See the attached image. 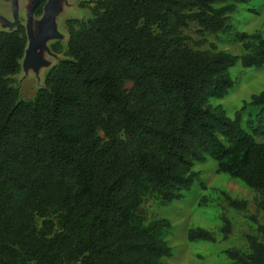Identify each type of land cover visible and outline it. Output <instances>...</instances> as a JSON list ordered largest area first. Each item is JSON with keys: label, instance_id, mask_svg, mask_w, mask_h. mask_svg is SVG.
I'll list each match as a JSON object with an SVG mask.
<instances>
[{"label": "trees", "instance_id": "obj_1", "mask_svg": "<svg viewBox=\"0 0 264 264\" xmlns=\"http://www.w3.org/2000/svg\"><path fill=\"white\" fill-rule=\"evenodd\" d=\"M250 1L96 0L90 18L66 20L65 57L28 101L13 80L26 29L0 30V264H166L171 226L145 223L143 198L182 200L199 180L194 164L208 159L259 193L264 216V90L232 118L210 103L228 95L237 63L264 67L262 36L229 23L236 5ZM190 25L200 36L234 32L244 53L188 48L180 30ZM223 196L231 209H246ZM257 231L248 254L227 258L264 264V226ZM186 238L214 242L200 228Z\"/></svg>", "mask_w": 264, "mask_h": 264}, {"label": "rangeland", "instance_id": "obj_2", "mask_svg": "<svg viewBox=\"0 0 264 264\" xmlns=\"http://www.w3.org/2000/svg\"><path fill=\"white\" fill-rule=\"evenodd\" d=\"M24 1L25 4L23 0H0V29L12 30L9 24L15 23L17 19L19 25L26 28L27 14L33 0ZM95 1L68 0L65 7L57 11L58 15L55 13L54 32L52 28L47 30L42 39L44 46L39 50L38 45H30L27 41V52L20 62V71L13 77L22 100H32L37 90L43 87L45 75L50 67L65 57L66 20L85 21L90 18V7ZM47 20L45 14L42 17L32 16L30 34L33 39L39 40L36 35L42 31ZM229 23L236 33L260 34L264 39V0L237 4L236 10L230 15ZM197 29L195 25H190L180 30L189 38L188 48L210 50V45H213L217 51L232 55L240 56L244 53L241 44L234 41V32L200 36ZM202 39L206 41L205 44H199ZM55 44H58V52L52 49ZM229 74L233 85L228 95L222 100H212L210 103L213 107L219 105L225 114L232 118L243 103L249 102L252 95L264 90V67L242 68L237 63L229 70ZM126 87L129 88L130 84ZM193 171L199 173V180L184 193L182 200L162 205L155 195H147L143 198L140 212L145 223L157 219L168 220L171 229L165 240L172 249V257L165 260L166 264H235L227 258L226 251L248 254L247 237L252 236L260 240L257 227L264 226V216L256 205L261 197L240 181L218 173L215 163L210 159L203 164H194ZM224 194L232 199L245 201L246 209H231L224 200ZM224 219L230 226L227 235L222 232ZM251 219H254L255 223ZM196 228L208 231L214 242H189L186 238L187 231Z\"/></svg>", "mask_w": 264, "mask_h": 264}, {"label": "water", "instance_id": "obj_3", "mask_svg": "<svg viewBox=\"0 0 264 264\" xmlns=\"http://www.w3.org/2000/svg\"><path fill=\"white\" fill-rule=\"evenodd\" d=\"M53 1L54 0H47V2H46V5L44 7V11L46 13L45 15H47V17H48V20H47V23L45 24L44 28L42 29V31L36 35V38L38 37L39 40H35V39H33V36H31V34H30V22H31V18L33 16V12H34L35 8L37 7L39 0H33V3H32V5L28 11V14H27V23H26V28H25L27 41H29L30 45H34V44L41 42L43 37H45L47 30L52 28L53 21H54V13H53V9H52ZM18 25H19V21L17 19L15 21V23L9 24V28L13 30ZM26 52H27V50H26Z\"/></svg>", "mask_w": 264, "mask_h": 264}, {"label": "crops", "instance_id": "obj_4", "mask_svg": "<svg viewBox=\"0 0 264 264\" xmlns=\"http://www.w3.org/2000/svg\"><path fill=\"white\" fill-rule=\"evenodd\" d=\"M23 3L25 4V1L23 0ZM68 3V0H54L53 1V4H52V9H53V13H54V18H55V15L57 14L58 15V13H57V11H59V10H62L64 7H65V5ZM56 13V14H55ZM44 14H46L45 13V11L43 10V13H42V15L40 16V17H42V16H44ZM0 30H3V29H0ZM6 31H9V30H6ZM52 32H54V21H53V25H52ZM27 45V44H26ZM36 45H39V47H38V49H41V47L42 46H44V44H43V40L41 41V42H39V43H37ZM26 49H27V47L25 48V52H26ZM26 54V53H25ZM24 54V55H25ZM24 57V56H23ZM23 59V58H22ZM22 61V60H21Z\"/></svg>", "mask_w": 264, "mask_h": 264}, {"label": "flooded vegetation", "instance_id": "obj_5", "mask_svg": "<svg viewBox=\"0 0 264 264\" xmlns=\"http://www.w3.org/2000/svg\"><path fill=\"white\" fill-rule=\"evenodd\" d=\"M39 46V45H38ZM42 48V47H41ZM40 50V49H39Z\"/></svg>", "mask_w": 264, "mask_h": 264}, {"label": "bare ground", "instance_id": "obj_6", "mask_svg": "<svg viewBox=\"0 0 264 264\" xmlns=\"http://www.w3.org/2000/svg\"><path fill=\"white\" fill-rule=\"evenodd\" d=\"M32 75V74H31ZM36 78V77H35Z\"/></svg>", "mask_w": 264, "mask_h": 264}]
</instances>
